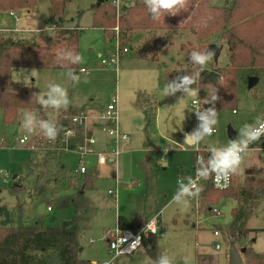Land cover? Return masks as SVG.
<instances>
[{
    "label": "rangeland",
    "instance_id": "rangeland-1",
    "mask_svg": "<svg viewBox=\"0 0 264 264\" xmlns=\"http://www.w3.org/2000/svg\"><path fill=\"white\" fill-rule=\"evenodd\" d=\"M96 1L71 0L64 13L66 24L78 26L80 29L78 54L84 58V63L78 64V69L72 71L80 77L79 82H71L67 77V70L22 69L13 72V84L17 87H34L37 91L38 103L40 96L47 91L49 82L60 84L68 89L71 101L69 107L85 111L89 108H103L110 96L115 93L116 80L119 86L118 103L123 101L125 107H129L127 110H132V113L141 115L139 107L147 95L151 97L153 94L157 102L161 103L162 114L159 125L155 124L156 129L153 127L151 131L148 130V139L143 130L139 131V137L133 134L132 142L125 147L126 150L120 157L117 176L121 186L117 203L115 204L114 199L107 194L114 188L112 171H95L93 156L85 158L89 175L95 174L93 187L81 194L79 175L75 174L80 165L79 155L75 151H70L61 154L60 158L49 157L47 154L51 153L49 151H35L15 145L14 140L23 136L39 139L45 137L39 129L29 134L21 128L25 111L19 112L18 123L14 125H3L0 112V226L76 230L79 237L78 245L83 249L79 257L90 262L108 258L104 238L107 232L115 231L118 216L138 222L144 220L155 209L153 192H146V184L151 186L155 181L161 155L151 150V144L157 142L158 146L166 145L172 150L175 140L166 137L177 138L180 128L191 124L193 126L196 123L190 102L197 97L188 95L181 100L183 94L179 92L166 96L163 91V74L182 75L188 69L198 70L196 65L189 64L192 48L186 50L180 48L183 39L181 32L178 31H157L152 34L137 32L133 40L125 45L129 48V52L120 60L117 73L113 66H101V59L105 57L107 47L103 43L102 31L92 26L93 12L90 7ZM209 4L221 7L227 4V0H209ZM32 11L19 13L20 17L17 21L2 15L0 25L3 27L2 21L5 20L8 29H14L16 26L19 30L17 34L30 37V33L36 31L39 24H42L45 31L41 34L52 35L48 3H39ZM34 20L37 24L33 23ZM116 25L117 21L115 27ZM185 38L193 42L189 34ZM225 54L226 50L223 47L215 67H222L225 64ZM157 57L159 63L154 64L152 61H157ZM139 58L142 61H139ZM81 69H85L87 74L80 73ZM33 70L37 72H32ZM247 80V77H243L238 84L234 106L236 114H232V110L217 111L219 117L217 134L205 139L207 148L224 141L228 128L236 133L237 138L244 123H254L264 114L261 104V99L264 98V78L260 77L258 84L251 90L247 88ZM151 111L149 107L150 114ZM33 112L38 119L52 121L56 120L58 114L55 110L45 107L44 111ZM97 139L98 135H96ZM96 152L103 151L97 149ZM169 157L170 154L168 160ZM248 157L259 160L251 161ZM62 166L65 167L64 170H61ZM259 166L264 167V154L248 153L243 168L257 169L256 167ZM60 171L65 173L61 174ZM262 173L264 179V172ZM262 173L259 172L253 177L260 179ZM244 180L245 177L241 176L234 183V187H242ZM157 202L158 208H161L162 200ZM247 205L251 211L242 218L238 227L254 231L248 234L244 242L234 245L238 249L251 245L255 253L264 254L263 196L246 204L242 201L238 204L230 199L219 202L214 207L222 213V217L211 216L208 212H202L197 217L191 212V206L188 213L187 209L182 207V216L188 219L187 224L177 219L175 225L174 206L166 208L162 219L164 238L157 240L156 257L161 251H167L174 264H195L196 255L205 254L212 255L214 264H228L226 253L228 254L232 243L227 236L232 223L231 209ZM176 206L179 208L181 205L176 204ZM196 221L197 228L194 229ZM214 231H217V236L213 235ZM216 243L220 246L219 250L214 248ZM148 261L145 254L134 253L120 257L116 264H145Z\"/></svg>",
    "mask_w": 264,
    "mask_h": 264
},
{
    "label": "trees",
    "instance_id": "trees-1",
    "mask_svg": "<svg viewBox=\"0 0 264 264\" xmlns=\"http://www.w3.org/2000/svg\"><path fill=\"white\" fill-rule=\"evenodd\" d=\"M71 0H0V13H20L35 8L39 3H48L53 34L43 36L45 27L39 24V31L30 33V37L20 36L18 32L0 31V112L3 125L18 123L20 111H44L37 100V91L32 86L17 87L13 84V72L22 69L36 70H71L78 69V64L57 59L61 51L78 53L80 29L66 24L64 13ZM92 26L102 31V39L107 47L114 38L115 11L109 2L94 3ZM120 43L125 46L133 40L137 32H157L171 30L188 33L195 38L193 51H204L210 44L225 47V64L215 67L213 61L200 73V78L193 88L198 89L199 99L211 100L214 89L219 97L215 102L218 110H234L238 84L243 77L264 78V0H227L221 7L210 6L209 0H190L189 7L177 16L166 15L161 21H154L147 11L144 0L136 1L124 7L118 18ZM36 33V34H33ZM129 49V48H128ZM188 69L183 74L195 73ZM210 71L219 74L215 84L206 82ZM182 74V75H183ZM176 74H166V83ZM264 109V98L261 99ZM56 111V110H55ZM56 123L61 128L59 135L69 129L60 118L64 113L76 112L74 109L56 111ZM153 115L145 110V122L151 126ZM49 157L60 158L61 153H47ZM47 161V160H46ZM264 172L248 171V177L242 187H230L218 191L211 185H205V200L208 205H216L219 199L232 198L244 202L255 201L264 196V181L253 175ZM91 176H85L81 191L91 189ZM251 208L238 206L231 210L232 223L228 230L231 244L246 240L254 230L241 229L238 223ZM118 228H129L118 217ZM108 233V232H107ZM79 237L72 229H31L0 226V264H89L78 257ZM146 253L152 260L156 259L157 239L145 241ZM144 242V243H145ZM242 257L244 264H264V254H257L250 245L244 246ZM211 261L208 256H196V264Z\"/></svg>",
    "mask_w": 264,
    "mask_h": 264
},
{
    "label": "clouds",
    "instance_id": "clouds-1",
    "mask_svg": "<svg viewBox=\"0 0 264 264\" xmlns=\"http://www.w3.org/2000/svg\"><path fill=\"white\" fill-rule=\"evenodd\" d=\"M190 0H144V5L154 21H161L166 15L177 16L183 10L189 7ZM37 24V21H33ZM36 31H39L38 28ZM214 52L205 49L204 51H192L189 54V64L197 66L198 71L191 74H183L176 76L173 80L168 81L164 88L166 96H172L176 93H182L183 100L186 96L191 95L198 97V89L193 88L208 63L213 60ZM57 59L67 61L70 64H82L84 58L72 51H61L57 54ZM32 72H37L33 70ZM84 72V69H81ZM68 79L73 83H78L80 77L74 74L71 70L67 73ZM219 97L216 94V89L213 90L210 101H205V104L212 105L207 109L199 108L194 112L198 124L190 133L184 135L183 144L188 148L201 151V145L206 138L212 137L219 122L218 112L215 108V102ZM39 103L45 108H51L59 111L61 109L67 111L71 101L68 95V89L49 82L47 91L40 96ZM21 128L29 134H33L40 130L43 136L49 141H55L61 131L57 123L52 120L38 119L35 112L25 111L21 121ZM72 133H68L71 135ZM264 137V118H257L254 123H244L239 130L238 137L235 140H230L226 145H213L206 150L209 153L205 160L203 157H198L196 168V176L188 177L185 183L184 178L178 180V188L173 196V202L187 209L190 207L191 198H199L203 188L200 186L201 179H213L218 188H227L232 175L243 174V164L245 157L249 152H264L259 146L261 138ZM170 139V138H169ZM256 145L255 148L251 147ZM81 171L86 169L81 168ZM153 234L156 229V221L149 222L146 226ZM150 259V264H174L167 251H161L156 259ZM110 264V262H106Z\"/></svg>",
    "mask_w": 264,
    "mask_h": 264
},
{
    "label": "built area",
    "instance_id": "built-area-1",
    "mask_svg": "<svg viewBox=\"0 0 264 264\" xmlns=\"http://www.w3.org/2000/svg\"><path fill=\"white\" fill-rule=\"evenodd\" d=\"M108 2L115 11V17L117 21L119 15L121 14V10L124 7H129L135 4L136 0H108ZM14 14L15 13L10 12V15L14 16ZM113 33L114 38L107 46L105 57L101 59V66H113V68L117 71V67L121 58L128 54L129 49L126 46H122L120 43L118 24L116 27H114ZM80 73L87 74V71L84 69V72H81L80 70ZM211 106L212 105L205 104V100L199 99L198 97L190 102V107L194 110V112L201 107L203 109H207ZM216 110L218 111L217 108ZM232 114H236V110H233ZM261 118H264V114L261 115ZM60 120L63 123H66L69 126V129L58 135L55 141H49L46 138L39 139L38 137L29 138L28 136H23L18 140L15 139L14 144L27 147L35 151H49L51 153L64 154L70 151H75L79 155L80 161V165L75 171V174L80 176H83L87 173L88 169L85 164V158L88 156H93L95 158V165L97 168L101 169L105 167H114V188L109 190L107 194L114 199L115 203H117L121 184L118 181L116 171L119 165L120 157L130 140L129 136L124 133L120 127L117 89L115 90V93L110 96L106 106L103 109L95 111L94 113H89L85 110L76 111L71 114L64 113L61 115ZM197 124L198 121L196 118V126ZM96 131L102 133L106 137L108 144L107 152L97 153L95 151ZM68 133L72 134L68 135ZM258 143L261 149L264 150V137H262L261 141ZM251 147L255 148L256 145H252ZM201 149V151L193 150L194 157L193 163L189 169V174L187 176H179L177 182L181 178H184L185 183L187 182L188 177L195 178L196 168L198 167V157H203L206 160L209 156V153L206 149ZM252 152L260 154L264 153L256 151ZM81 168L86 169V171H81ZM233 178L234 175L231 176L227 188H218L215 185L213 179H201L199 184L203 188V191L201 192L200 197L198 199H190V204L194 214L200 215L202 211H205L211 216L221 217V212L218 211L214 206L208 205L206 202L204 192L205 185L209 184L218 191H225L232 186ZM153 220L156 221L157 229L154 234L146 227L147 224ZM217 234V231H215L214 235L216 236ZM152 237L157 240L164 237L160 214H156L147 220L138 229L116 227L114 232L109 231L106 233L104 241L108 252V258L102 261L90 262L89 264H106V262H110V264H116V261L120 257L134 254L142 247L146 240ZM214 248L219 249V245L214 244Z\"/></svg>",
    "mask_w": 264,
    "mask_h": 264
},
{
    "label": "crops",
    "instance_id": "crops-1",
    "mask_svg": "<svg viewBox=\"0 0 264 264\" xmlns=\"http://www.w3.org/2000/svg\"><path fill=\"white\" fill-rule=\"evenodd\" d=\"M31 12H33L32 9L31 10L24 11L23 13H31ZM2 15L3 16H9V18H11L13 20H16V21L19 20V17H20V14L19 13H15L14 16H12V15H10V12L0 13V17ZM6 22L7 21H5V20L2 21L3 27L0 25V31H3V32H7V31L18 32L19 31L16 28V26H14V29H8L7 28V25L5 24ZM170 31L171 30H165V29H163V30H160L159 32H170ZM187 35H188V33L181 34L182 39H183V42L180 44V48L182 50H186L187 48H190V49L192 48V50H190V52H192L193 51V47L196 45V41H195V38L192 35H190V34H189V36H191L193 38V42L192 41H189V40H185L186 39L185 36H187ZM122 58H121V60H122ZM138 60L139 61H142V59H140V58ZM152 62L154 64H156V63L158 64L159 63L158 62V57H157V61H152ZM114 71H115V73H117L118 70L117 71L114 70ZM158 71H159V69H158ZM160 75H162V73ZM160 75H159V77H160ZM163 78H164L163 79L164 80L163 81V86L165 88V85L167 83H166V79H165V75L164 74H163ZM160 79L161 78H159V80ZM118 87L119 86H118V83H117V80H116V87L115 88L117 89ZM150 104H151V106H150ZM140 106L141 107H139V111H140V114L141 115L139 116V114L137 115V113L136 114L132 113V110H127V108H129V107H125V104H124L123 101L118 103L120 127H121L122 131L124 133H126L129 136V138H130L129 143L127 144V146L130 145V143L132 142V139L133 138H131V137H133V134H134V136H136V135L138 136L139 131L140 130H143L144 134L146 136H148V130L151 131L153 127L156 129L155 124L156 125L157 124L159 125V120H160V117H161V114H162V110H161L160 107H162V106H161V103L160 102L158 103L157 100L154 98V95L152 94L151 97L149 95H147L144 98V101L140 104ZM149 107H151V110H152L151 111V115H153L152 116L153 117V122H152V125L151 126H147V123L145 122V110L149 109ZM103 108H101V107L100 108H91V109L89 108V110L88 109L87 110H88L89 113H94L95 111L101 110ZM68 109H74L76 111L77 110H82V109L73 108V107H69ZM61 110H63V109H61ZM136 117H138V119ZM259 117L261 118V115ZM195 128H196V123L193 124V126L191 124L189 126H184V127L180 128L178 130V132L180 133L178 135V137L177 138H175V137L174 138H170V139H173V141L175 140L173 142L174 143L173 145H175V146H173L172 150L169 148V146H166V145H164V146H158L157 145V142H156V144H155V142L151 144V146H152V149L151 150L153 152L160 153V155H161V157L159 159L158 169L156 170V179H155V181H153V183H151V186H149L148 184H146V192H153V202L156 203V206H155V209L153 211H151L149 213V215L144 220H139L138 222H134V221L130 220L128 217L118 216V217L122 218L123 224L125 223V225H127L130 229H138L147 220H149L150 218H152L156 214H160V216H161V222H163V220H162L163 219V214H164L166 208L171 207V206L172 207L174 206L173 213L176 215L174 217V219H173V222H175V225L177 224V219L184 221L185 224L188 223L187 222L188 219H186V218H184L182 216L183 215V213H182L183 212V209L181 210L182 206H180L179 208L176 206V203L173 202V196L176 193L177 188H178L177 179L181 175L187 176L189 174V169H190V167H191V165L193 163V157H194V155H193V149H190V148L187 147V145L183 144V139H184V135L186 133H190ZM95 134L98 135V139L96 140L95 149L97 148L98 151L107 152L108 151L107 139L105 138V136L102 133H100L98 131H96ZM216 134H217V132H216ZM148 138H149V136L147 137V139ZM166 138L169 139L168 137H166ZM228 141L229 140H228L227 135H226L225 140L222 141L219 145H226L228 143ZM206 145L207 144L203 143L201 148L206 149L207 146H208V145L207 146ZM125 150L126 149H124V152H125ZM124 152L122 154H124ZM169 154H170V157H169V160H168V155ZM262 154H264V153H262ZM250 160L251 161H253V160L254 161H258L259 159H250ZM64 168L65 167L62 166L61 167V170H64ZM256 168L257 169H255L253 167L252 168L251 167L244 168L243 174L234 175L232 186L234 187V183L241 176H243L245 178L248 177L247 176L248 175L247 174L248 171H250V170H258V169H264L263 166H259V167H256ZM94 169H95V171H101V172L102 171H104V172L112 171L113 180H114V173H115V168L114 167H105V168H101L100 169V168H97L96 165H95ZM106 170H108V171H106ZM117 172H118V168H117V171H116V175H117ZM60 173L61 174L62 173L64 174L65 172L60 171ZM66 174L72 175L70 173H66ZM85 176H91L92 177V182H91V189H92V187H93V179L95 178V174L89 175V171H87V173L85 175H83V178L82 179H81V177L79 175L78 178L80 179L81 186L83 184L82 182H83V179H84ZM260 176H261L260 179H262L264 181V179H263V173L260 174ZM117 178H118V176H117ZM123 187L124 188H127V186H123ZM227 199L233 200L235 203H238V204L240 203L239 200H235V199H232V198H224V199L218 201V203L216 205H218L219 202H221L223 200H227ZM157 200H162V204H161L162 207L161 208H158V205L159 204H158ZM190 206H191V204H190ZM233 208H235V207H233ZM188 210H189V208H187V213L189 212ZM250 211H251V209L248 212H250ZM191 212L194 214V212L192 210V207H191ZM202 212H205V211H202ZM184 213H186V212H184ZM195 216L199 217L200 215L199 216L198 215H195ZM118 217H117V226H118ZM180 222L181 221H179V223ZM193 227H194V229L197 228V221L195 223V226H193ZM163 230H164V228H163ZM214 232H213V235H214ZM89 244H92V243H89ZM217 245H219V244H217ZM105 248H106V246H105ZM79 249H78V257H79V253L83 250L82 248H80V246H79ZM219 249H220V246H219ZM219 249H215V250H219ZM239 249H242V248H239ZM146 250H147V243L145 242V243H143L142 247L137 252H135V253H143V254H145L148 257V255L146 253ZM156 250H157V247H156ZM227 255L228 254L226 253V256ZM196 256L197 257L198 256H209L211 258V261H209V262H206L205 261L204 264H214L212 255L210 256V255H205V254H197ZM148 259H149V257H148ZM226 259H227V257H226ZM85 261H88V260H85ZM147 263H150V259H149L148 262H145V264H147ZM195 264H196V257H195Z\"/></svg>",
    "mask_w": 264,
    "mask_h": 264
},
{
    "label": "water",
    "instance_id": "water-1",
    "mask_svg": "<svg viewBox=\"0 0 264 264\" xmlns=\"http://www.w3.org/2000/svg\"><path fill=\"white\" fill-rule=\"evenodd\" d=\"M108 0H97L98 4L106 2ZM223 49V46L220 44H210L207 47V50L214 52L213 56V63L216 64L217 60L221 54V51ZM219 79V74L215 71H211L208 73L206 77V82L215 84ZM258 78L257 77H250L247 80V88L249 90L253 89L258 84ZM227 138L228 140H235L236 139V133L231 129H227ZM80 250V249H79ZM243 249H238L234 244H230V248L228 250L227 255V261L228 264H244V260L242 257Z\"/></svg>",
    "mask_w": 264,
    "mask_h": 264
}]
</instances>
